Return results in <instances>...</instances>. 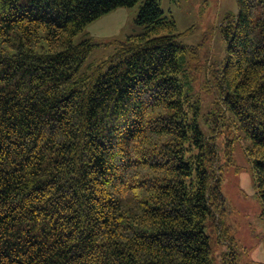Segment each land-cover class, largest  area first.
<instances>
[{
    "label": "trees",
    "instance_id": "trees-1",
    "mask_svg": "<svg viewBox=\"0 0 264 264\" xmlns=\"http://www.w3.org/2000/svg\"><path fill=\"white\" fill-rule=\"evenodd\" d=\"M137 4L145 30L85 66L75 37ZM237 4L215 128L248 141L264 205V0ZM177 29L161 0H0V264H214L219 152Z\"/></svg>",
    "mask_w": 264,
    "mask_h": 264
},
{
    "label": "rangeland",
    "instance_id": "rangeland-1",
    "mask_svg": "<svg viewBox=\"0 0 264 264\" xmlns=\"http://www.w3.org/2000/svg\"><path fill=\"white\" fill-rule=\"evenodd\" d=\"M161 7L174 16L180 40L195 48V58L189 63L192 94L201 99V129L214 137L219 152L217 164L225 211L221 215L223 224L219 223L218 213L208 221L214 264H224V253L231 244L241 264H264V205L246 152L248 141L225 121L215 128L222 96L217 78L226 56L222 26L238 12L237 0H161ZM139 10L140 4L116 8L89 23L75 37V43L91 38L95 44L85 66L103 61L127 36L145 30L136 22Z\"/></svg>",
    "mask_w": 264,
    "mask_h": 264
}]
</instances>
